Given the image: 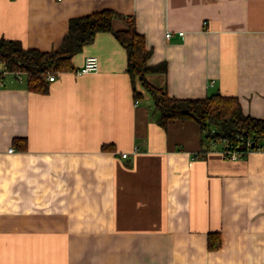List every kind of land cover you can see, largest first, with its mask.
<instances>
[{
    "label": "crops",
    "instance_id": "1",
    "mask_svg": "<svg viewBox=\"0 0 264 264\" xmlns=\"http://www.w3.org/2000/svg\"><path fill=\"white\" fill-rule=\"evenodd\" d=\"M102 9L133 16L148 62H167L152 84L264 117V0H0V37L56 50L72 17ZM89 55L99 69L78 74ZM72 61L46 92L24 73L0 86V264H264V149L201 154L197 121L161 126L112 32Z\"/></svg>",
    "mask_w": 264,
    "mask_h": 264
},
{
    "label": "trees",
    "instance_id": "2",
    "mask_svg": "<svg viewBox=\"0 0 264 264\" xmlns=\"http://www.w3.org/2000/svg\"><path fill=\"white\" fill-rule=\"evenodd\" d=\"M116 18L122 19L126 27L114 28ZM99 32H112L126 48L135 100L142 95L136 88L138 80L150 94L153 114L161 126L166 127L171 119L197 121L203 132L201 154L219 141L224 143L223 152L227 158L231 151H236L240 158L251 150L264 149V117L245 113L239 97L215 92L205 97L179 98L170 95L165 86H156L148 80L150 73H166L168 64L166 61L148 62L153 50L147 46L146 37L137 29L133 16L102 9L72 17L61 47L51 51L25 47L18 39L0 37V63L10 73L26 74L32 90L46 92L49 74L74 70L73 56L93 42ZM220 245L219 233L210 232L209 248L216 249Z\"/></svg>",
    "mask_w": 264,
    "mask_h": 264
},
{
    "label": "built area",
    "instance_id": "3",
    "mask_svg": "<svg viewBox=\"0 0 264 264\" xmlns=\"http://www.w3.org/2000/svg\"><path fill=\"white\" fill-rule=\"evenodd\" d=\"M171 33L168 32L167 36H170ZM99 69V58L95 55H89L86 57L84 64L82 65L81 68L77 69V73H85V72H89V71H96ZM10 73L8 71H6L3 67L0 68V86L3 85L4 83V79L5 76ZM15 74L20 77L21 72H15ZM48 78L50 80H54L56 78L55 73L49 74ZM225 154V152H224ZM122 157L123 158H127L128 157V152H123L122 153ZM230 159H237L238 158V153L236 151H231L230 152Z\"/></svg>",
    "mask_w": 264,
    "mask_h": 264
},
{
    "label": "water",
    "instance_id": "4",
    "mask_svg": "<svg viewBox=\"0 0 264 264\" xmlns=\"http://www.w3.org/2000/svg\"><path fill=\"white\" fill-rule=\"evenodd\" d=\"M252 144H254V142Z\"/></svg>",
    "mask_w": 264,
    "mask_h": 264
}]
</instances>
